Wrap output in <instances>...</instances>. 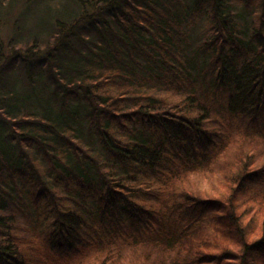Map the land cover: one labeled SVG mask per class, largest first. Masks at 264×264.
<instances>
[{
  "label": "trees",
  "instance_id": "trees-1",
  "mask_svg": "<svg viewBox=\"0 0 264 264\" xmlns=\"http://www.w3.org/2000/svg\"><path fill=\"white\" fill-rule=\"evenodd\" d=\"M0 264H264V0H0Z\"/></svg>",
  "mask_w": 264,
  "mask_h": 264
},
{
  "label": "rangeland",
  "instance_id": "rangeland-1",
  "mask_svg": "<svg viewBox=\"0 0 264 264\" xmlns=\"http://www.w3.org/2000/svg\"><path fill=\"white\" fill-rule=\"evenodd\" d=\"M32 24V23H31Z\"/></svg>",
  "mask_w": 264,
  "mask_h": 264
}]
</instances>
